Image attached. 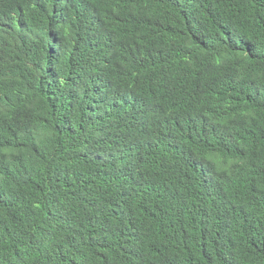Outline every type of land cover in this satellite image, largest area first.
Instances as JSON below:
<instances>
[{
  "label": "trees",
  "instance_id": "obj_1",
  "mask_svg": "<svg viewBox=\"0 0 264 264\" xmlns=\"http://www.w3.org/2000/svg\"><path fill=\"white\" fill-rule=\"evenodd\" d=\"M0 264H264V0H0Z\"/></svg>",
  "mask_w": 264,
  "mask_h": 264
}]
</instances>
